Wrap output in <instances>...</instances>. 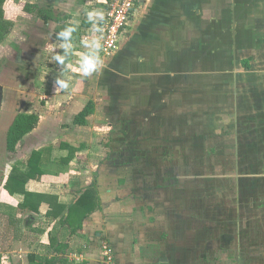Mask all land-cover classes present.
<instances>
[{"label":"crops","instance_id":"1","mask_svg":"<svg viewBox=\"0 0 264 264\" xmlns=\"http://www.w3.org/2000/svg\"><path fill=\"white\" fill-rule=\"evenodd\" d=\"M106 1L13 2L0 45L14 73L0 83V264H101L103 242L114 264H264V0H138L118 50L85 77L86 12ZM234 100L245 111L218 128ZM19 115L38 122L8 152ZM226 137L232 160L209 162Z\"/></svg>","mask_w":264,"mask_h":264},{"label":"trees","instance_id":"2","mask_svg":"<svg viewBox=\"0 0 264 264\" xmlns=\"http://www.w3.org/2000/svg\"><path fill=\"white\" fill-rule=\"evenodd\" d=\"M15 0H0V44L6 40L7 36L10 34L13 28V22L11 21L12 17L14 16L13 12V2ZM22 11L26 14L34 15L36 18L41 19L42 21L46 22L47 20L52 19L51 14L47 11L40 9L37 5H30V4H23ZM90 113V106H88L82 113H80L76 119L75 124L84 125L85 124V117ZM38 122V118L33 115H19L13 122L12 126L10 127L7 135V151L13 152L23 136L27 133L32 131ZM11 187V180L8 179L4 185V188L9 192L12 193L10 189ZM93 189L86 191L77 201V207L82 208L80 221L85 218L87 213H91L95 209V202H91L90 196L93 192ZM25 201L23 204L19 206V209L26 208L28 203V198L32 197L28 193L24 192ZM89 199V200H88ZM72 208H69V213L66 215L65 218H62V222H66L70 219ZM37 212V208L34 210ZM8 244L6 247L3 248V252H9ZM28 258L32 261H35V264H47L46 261H41V259L36 258L34 256H28Z\"/></svg>","mask_w":264,"mask_h":264},{"label":"built area","instance_id":"3","mask_svg":"<svg viewBox=\"0 0 264 264\" xmlns=\"http://www.w3.org/2000/svg\"><path fill=\"white\" fill-rule=\"evenodd\" d=\"M138 0H107L105 2V20L98 27L104 29L103 33H94L102 36L101 57H111L119 48V43L128 30ZM102 263L114 264L115 254L113 248L106 242L101 244Z\"/></svg>","mask_w":264,"mask_h":264},{"label":"clouds","instance_id":"4","mask_svg":"<svg viewBox=\"0 0 264 264\" xmlns=\"http://www.w3.org/2000/svg\"><path fill=\"white\" fill-rule=\"evenodd\" d=\"M87 21L92 24V33L90 36L82 39V43L84 47L88 49V53H80V59L78 61L79 67L76 69L83 76L87 77L98 71L103 67V59L100 55L102 50V36H96L94 33H103L104 29L97 26V21H104L105 14L103 9L100 8H92L91 10L86 12ZM76 30L74 26L65 27L62 31L58 33V38H63L65 41H68L72 35V33ZM60 47L65 50L71 49V43H63ZM60 63L64 62V57L60 55H56L54 57ZM56 83L59 85V89H68L69 84L62 80H57ZM58 89V90H59Z\"/></svg>","mask_w":264,"mask_h":264},{"label":"rangeland","instance_id":"5","mask_svg":"<svg viewBox=\"0 0 264 264\" xmlns=\"http://www.w3.org/2000/svg\"><path fill=\"white\" fill-rule=\"evenodd\" d=\"M1 46H5L7 45V43L5 42V40L0 44ZM3 53L1 50H0V54ZM8 66H7V59L6 58H2L0 57V83L2 84L3 82H8V76H13L14 73L11 72L9 73L8 70H7ZM9 73V74H8ZM227 80V79H226ZM240 91V95H242V97L244 98V93L242 90H239ZM260 90H256V93L257 95L259 96H263L261 95V93H259ZM243 100V99H242ZM235 100H234V103H231V104H228L229 106H222V107H219L217 112H216V115H219L218 118L219 120L217 121V125L219 126L218 128H223L225 127L227 124H230L232 123L231 122V116H228L229 114H233V112L236 114V115H239V114H242V110H244L245 108H239V106H237L238 104H236V108H233L231 107V105L235 104ZM243 103V102H242ZM242 106V105H241ZM244 106V105H243ZM235 107V106H234ZM232 108H233V112H232ZM245 111V110H244ZM215 112V111H212V113ZM228 116V117H227ZM234 129V128H232ZM218 143H221V144H224V149H225V153H220L219 155L215 154V153H211L208 155V161L211 162V161H217V160H224V161H231L232 160V156L230 153L226 154L228 151H227V144H228V140H230L228 137L224 138L223 140L222 139H217ZM219 150H223V148H220ZM230 152V151H229Z\"/></svg>","mask_w":264,"mask_h":264}]
</instances>
